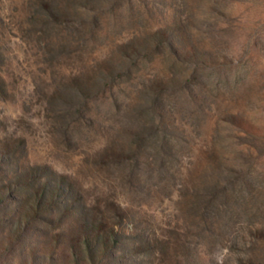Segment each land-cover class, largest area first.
<instances>
[{"label": "rangeland", "instance_id": "rangeland-1", "mask_svg": "<svg viewBox=\"0 0 264 264\" xmlns=\"http://www.w3.org/2000/svg\"><path fill=\"white\" fill-rule=\"evenodd\" d=\"M0 264H264V0H0Z\"/></svg>", "mask_w": 264, "mask_h": 264}, {"label": "trees", "instance_id": "trees-1", "mask_svg": "<svg viewBox=\"0 0 264 264\" xmlns=\"http://www.w3.org/2000/svg\"><path fill=\"white\" fill-rule=\"evenodd\" d=\"M159 99H156L155 103L159 104ZM147 113V110H141V112L138 114V119H140V121L144 120V116H148V118L150 119V123L154 122L155 119L154 117H152L151 115L149 116ZM159 132V127L156 126L155 124H151L149 126H146V124H144L142 127H139L136 129V131H134L133 133V137H134V142L139 146V148H144V147H152L155 144L157 145L158 141L156 139V135ZM163 140V143L165 144V142L167 143L168 141H165V137L161 138ZM163 146H166L164 145Z\"/></svg>", "mask_w": 264, "mask_h": 264}]
</instances>
